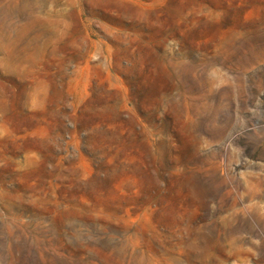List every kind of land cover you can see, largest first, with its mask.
<instances>
[{"label":"rangeland","instance_id":"1","mask_svg":"<svg viewBox=\"0 0 264 264\" xmlns=\"http://www.w3.org/2000/svg\"><path fill=\"white\" fill-rule=\"evenodd\" d=\"M0 264H264V0H0Z\"/></svg>","mask_w":264,"mask_h":264}]
</instances>
